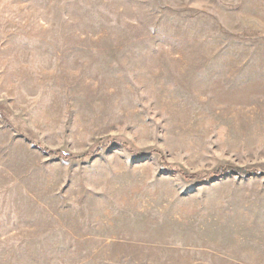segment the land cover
<instances>
[{"label": "rangeland", "instance_id": "obj_1", "mask_svg": "<svg viewBox=\"0 0 264 264\" xmlns=\"http://www.w3.org/2000/svg\"><path fill=\"white\" fill-rule=\"evenodd\" d=\"M0 264H264V0H0Z\"/></svg>", "mask_w": 264, "mask_h": 264}]
</instances>
